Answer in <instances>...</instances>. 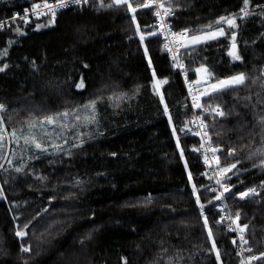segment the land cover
I'll return each instance as SVG.
<instances>
[{"label":"trees","instance_id":"1","mask_svg":"<svg viewBox=\"0 0 264 264\" xmlns=\"http://www.w3.org/2000/svg\"><path fill=\"white\" fill-rule=\"evenodd\" d=\"M40 1L0 0V16ZM165 5L188 36L224 32L182 50L190 79L202 66L209 81L243 75L203 105L218 166L227 168L225 198L246 226L255 264H264V0ZM154 21L141 2L93 0L0 30L8 131L87 107L99 123L78 130L69 122L80 143L41 150L21 168L12 166L21 160L9 158L10 143L0 145V264H240ZM246 189L256 192L237 196Z\"/></svg>","mask_w":264,"mask_h":264},{"label":"built area","instance_id":"2","mask_svg":"<svg viewBox=\"0 0 264 264\" xmlns=\"http://www.w3.org/2000/svg\"><path fill=\"white\" fill-rule=\"evenodd\" d=\"M93 0H46L40 1L28 7L22 12L15 11L10 14L0 16V30H5L15 20L29 22L33 18L39 16L50 15L54 18L56 14L66 8L81 6L84 3ZM118 2L137 3L150 6L155 16L154 25L156 26L157 34L161 39V46L167 58L175 65L180 73L186 102L190 107V119L186 126V130L199 138L197 153L199 154L203 169L202 176L209 181L210 190L215 192V198H219L216 203V210L219 213L218 220L223 222L226 228L232 233V242L235 246L237 254L241 257L240 264H255L257 256L251 254L250 246L245 235V225L240 222L238 213L233 212L225 198V192L228 185L223 181V170L218 166V153L214 146L206 120L208 113L207 107L203 105V99L208 94L203 84L196 79H190L187 74V69L184 65V59L181 52L186 48V38L188 32L186 29H175L172 26L170 18L172 11L165 5V0H116ZM209 109L220 114L221 110L217 106H210ZM3 105L0 104V120L1 130L6 131V127L2 119ZM243 196L244 193H238Z\"/></svg>","mask_w":264,"mask_h":264},{"label":"rangeland","instance_id":"3","mask_svg":"<svg viewBox=\"0 0 264 264\" xmlns=\"http://www.w3.org/2000/svg\"><path fill=\"white\" fill-rule=\"evenodd\" d=\"M116 1V0H114ZM135 4V3H129ZM221 29H214L211 31H206L200 34L188 36L186 39V43L189 45L197 44L205 42L209 39L215 38L220 34ZM157 33V31H155ZM232 54L234 58H238L235 50H232ZM243 78L242 74H235L230 77L224 78L220 81H209V74L207 69L202 66L197 69V78L196 80L203 85H208L207 90L215 91L217 89L228 87L234 84L239 83ZM210 84V85H209ZM156 86L161 87L160 81L156 82ZM206 90V91H207ZM161 94L160 91H158ZM126 95V94H125ZM127 96V95H126ZM125 97V96H123ZM5 107L3 106V110ZM84 113H86L89 118H87ZM96 113V111H95ZM3 114V111H2ZM94 120V110L93 108H86L84 112L72 110L71 112H64L58 113L54 116L48 118H39L35 119L27 124H23L17 128H12L10 131L6 129L7 132L1 130L0 132V145L3 144L8 147V142L10 143V150H9V158L15 157L13 161L21 160L20 163L12 162L14 167L21 168L26 160L25 158L34 155L38 152L42 151H53L54 149H63L64 147H71L81 142L80 139H75L73 136H79L80 133H73L70 132L71 124L69 122H78L79 126H77L78 130L80 128H84L85 126L91 127L94 129L98 123L96 124H89ZM76 130V131H78ZM79 132V131H78ZM90 135V133H88ZM4 138V140L2 139ZM65 138H70L68 144L66 145ZM72 139L74 141L72 142ZM2 140V141H1ZM7 147H5V154L4 158L7 155ZM41 151V152H42ZM2 153V151H1ZM222 170H227V168H222ZM255 189H246L241 191L240 193H244L243 196L238 197H245L248 195L255 194ZM218 222H220L218 220ZM224 224L223 222H220ZM225 225V224H224ZM245 234H246V227H245Z\"/></svg>","mask_w":264,"mask_h":264},{"label":"crops","instance_id":"4","mask_svg":"<svg viewBox=\"0 0 264 264\" xmlns=\"http://www.w3.org/2000/svg\"><path fill=\"white\" fill-rule=\"evenodd\" d=\"M217 29H221V28H217ZM214 30V29H213ZM224 34V32H223V30L221 29V31H220V34L218 35V36H216V37H219V36H222ZM215 37V38H216ZM188 45V44H187ZM210 85V84H209ZM204 87H205V89L207 90V89H209L208 88V85H204ZM208 92H212L211 90L209 91V90H207ZM87 118H88V116H86ZM96 120L94 119L91 123L89 122V120H88V123L89 124H96V123H94ZM99 124V123H98ZM86 127V126H85Z\"/></svg>","mask_w":264,"mask_h":264},{"label":"water","instance_id":"5","mask_svg":"<svg viewBox=\"0 0 264 264\" xmlns=\"http://www.w3.org/2000/svg\"><path fill=\"white\" fill-rule=\"evenodd\" d=\"M221 198V196H219V198H215V200H218V199H220Z\"/></svg>","mask_w":264,"mask_h":264}]
</instances>
